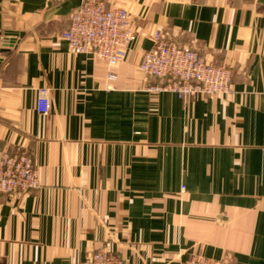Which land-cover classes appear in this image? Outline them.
Here are the masks:
<instances>
[{"label":"crops","instance_id":"crops-1","mask_svg":"<svg viewBox=\"0 0 264 264\" xmlns=\"http://www.w3.org/2000/svg\"><path fill=\"white\" fill-rule=\"evenodd\" d=\"M106 1L137 29L115 66L62 36L81 0H0V147L27 151L41 181L0 192V264L97 247L126 264H264V0ZM157 30L231 67L232 92L151 89L139 61Z\"/></svg>","mask_w":264,"mask_h":264},{"label":"built area","instance_id":"built-area-1","mask_svg":"<svg viewBox=\"0 0 264 264\" xmlns=\"http://www.w3.org/2000/svg\"><path fill=\"white\" fill-rule=\"evenodd\" d=\"M136 33L127 7H109L106 0H81L71 11L69 25L62 36L74 53H93L115 66L128 57L129 45ZM139 68L146 77L160 79L151 89L171 91L181 99L227 95L233 90L231 67L211 62L192 45L180 44L160 30L154 33L153 44L142 52ZM108 76L114 79L115 71L111 70ZM37 106L40 112L48 113L47 87L39 90ZM40 185L38 168L27 151L0 147V192L25 193ZM72 264H126V261L111 249L97 247ZM177 264H232V260L197 252Z\"/></svg>","mask_w":264,"mask_h":264},{"label":"water","instance_id":"water-1","mask_svg":"<svg viewBox=\"0 0 264 264\" xmlns=\"http://www.w3.org/2000/svg\"><path fill=\"white\" fill-rule=\"evenodd\" d=\"M3 42V46H4V48H2V49H0V51H3V50H5L6 48H5V46H6V44H7V42H9L10 40L8 39V37L6 36V37H4L3 39H1V36H0V42Z\"/></svg>","mask_w":264,"mask_h":264}]
</instances>
